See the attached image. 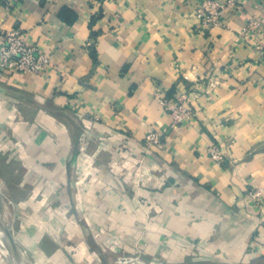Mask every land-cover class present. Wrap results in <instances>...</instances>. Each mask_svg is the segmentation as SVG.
Listing matches in <instances>:
<instances>
[{"label": "crops", "instance_id": "0c3cea01", "mask_svg": "<svg viewBox=\"0 0 264 264\" xmlns=\"http://www.w3.org/2000/svg\"><path fill=\"white\" fill-rule=\"evenodd\" d=\"M236 1L204 30L201 0H0V47L16 28L52 58L0 78L13 233L35 264H264L245 193L264 185V24L243 32L264 0ZM157 90L194 120L171 128Z\"/></svg>", "mask_w": 264, "mask_h": 264}, {"label": "built area", "instance_id": "2783aa9c", "mask_svg": "<svg viewBox=\"0 0 264 264\" xmlns=\"http://www.w3.org/2000/svg\"><path fill=\"white\" fill-rule=\"evenodd\" d=\"M7 10L14 9L21 0H1ZM242 10V4L236 0H201L199 6L192 16L200 23L204 30H209L213 26L221 23V18L228 12H238ZM264 24V15L260 19H251L244 26L243 32L250 35L257 32ZM3 43L0 47V78L5 73H31L38 74L45 67L52 63V58L39 50L38 46L27 42L20 29H10L2 33ZM260 48V44L257 46ZM157 97L167 113L172 117L171 128L176 127L184 121H193L197 111L188 104L184 96H174L168 98L160 90H157ZM167 131L151 130L147 133L145 141L149 145L158 148L163 146L164 137ZM211 158L220 164H224L229 156L225 154L219 142H212L208 147ZM231 157V156H230ZM247 199L253 204L255 210L262 212L264 208V185L254 186L246 190Z\"/></svg>", "mask_w": 264, "mask_h": 264}, {"label": "rangeland", "instance_id": "374dc122", "mask_svg": "<svg viewBox=\"0 0 264 264\" xmlns=\"http://www.w3.org/2000/svg\"><path fill=\"white\" fill-rule=\"evenodd\" d=\"M2 92H3V90L0 89V99H1L2 94H3ZM41 110H44V108L41 107ZM88 130H89V128H87V127H81V129H79V135H80L79 138H81L82 134H84V133L89 134L90 132H87ZM5 134H6V129L4 127V123L0 122V214L4 217V219L7 222L11 232L13 233L14 230L12 227L13 224H12V218H11V214H10L12 211L13 202L8 197V194L11 193L12 190H14V192L17 191L16 188H18V186L16 185V180H17L18 173L14 169H7L8 167H6L7 165H9V163L7 164V162L4 160L5 158H3L5 156L2 154L3 149H2V145H1L2 141H3L2 140L3 136ZM79 143H80V139L78 140V144ZM225 154L230 155V153L226 150H225ZM77 155H78L79 160H85L86 158L89 159V157L91 158V153H89L87 151V147L84 151L79 150ZM230 156H229L228 160H230V158H231ZM74 159H75V157L72 158L71 161H74ZM247 189H249V188H247ZM248 201H249V199H248ZM250 204L253 206V204L251 202H250ZM0 230H1V232H0V243L4 246V248H2L0 246V264H15L14 258L16 259V257L10 252V249L8 248V246L4 240L3 229H2L1 223H0ZM13 236H14V233H13ZM14 238H15V236H14ZM17 245L19 246L18 243H17ZM3 249H5V250L7 249L9 251V259L8 260L4 255L5 252H3L4 251ZM19 249L24 251L22 248H20V246H19ZM26 255L29 258L27 253H26ZM29 260H30L31 264H35L30 258H29Z\"/></svg>", "mask_w": 264, "mask_h": 264}, {"label": "water", "instance_id": "95a60500", "mask_svg": "<svg viewBox=\"0 0 264 264\" xmlns=\"http://www.w3.org/2000/svg\"><path fill=\"white\" fill-rule=\"evenodd\" d=\"M0 223L3 229V237L4 240L10 249V252L15 256L19 257L20 251L19 246L17 245V242L13 236V233L11 232L7 222L5 221L4 217L0 214Z\"/></svg>", "mask_w": 264, "mask_h": 264}, {"label": "bare ground", "instance_id": "6f19581e", "mask_svg": "<svg viewBox=\"0 0 264 264\" xmlns=\"http://www.w3.org/2000/svg\"><path fill=\"white\" fill-rule=\"evenodd\" d=\"M0 232H1V230H0ZM0 246L2 248H4V246L1 243H0ZM3 250H4L3 252L6 253V254L4 253L5 257L8 260L9 259V251L7 249L6 250L3 249ZM19 251H20L19 257H16V259L14 258L15 264H31V262H30L29 258L27 257L26 253L24 251L20 250V249H19Z\"/></svg>", "mask_w": 264, "mask_h": 264}]
</instances>
